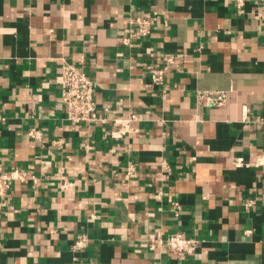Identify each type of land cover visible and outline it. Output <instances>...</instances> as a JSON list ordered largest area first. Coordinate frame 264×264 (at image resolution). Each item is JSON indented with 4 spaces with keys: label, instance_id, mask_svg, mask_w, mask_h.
<instances>
[{
    "label": "crops",
    "instance_id": "obj_1",
    "mask_svg": "<svg viewBox=\"0 0 264 264\" xmlns=\"http://www.w3.org/2000/svg\"><path fill=\"white\" fill-rule=\"evenodd\" d=\"M65 63L93 81L98 121L66 119ZM14 170L0 264H264V0H0ZM177 232L196 241L183 258Z\"/></svg>",
    "mask_w": 264,
    "mask_h": 264
},
{
    "label": "built area",
    "instance_id": "obj_2",
    "mask_svg": "<svg viewBox=\"0 0 264 264\" xmlns=\"http://www.w3.org/2000/svg\"><path fill=\"white\" fill-rule=\"evenodd\" d=\"M145 27L142 34H148L147 26L150 22L146 19L139 21ZM172 61V58L169 59ZM165 69L155 70L152 74V80L155 84L163 82ZM95 87L93 81L88 77L84 70L75 64L65 63L61 72V102L66 108V119L72 123H88L98 121L97 105L94 99ZM202 98L213 105H221L225 101L223 94H214L210 96L202 95ZM131 116L129 120L134 119ZM129 122V121H128ZM28 136L39 138L40 132L30 130ZM23 173L19 171L2 172L0 171V197L8 194L11 183L15 180L22 179ZM178 209V207H177ZM178 211V210H177ZM87 236L80 235L75 244L74 249L82 250L87 246ZM162 239L159 237L151 242V247L155 248L157 244H161ZM166 247L176 254L179 258H183L196 245V241L188 238L183 232L172 234L165 240Z\"/></svg>",
    "mask_w": 264,
    "mask_h": 264
}]
</instances>
